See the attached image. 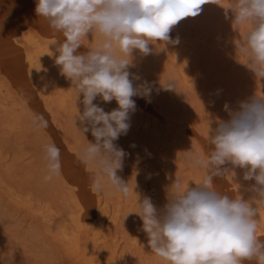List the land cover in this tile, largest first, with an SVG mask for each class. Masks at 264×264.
I'll list each match as a JSON object with an SVG mask.
<instances>
[{
	"label": "rangeland",
	"instance_id": "rangeland-1",
	"mask_svg": "<svg viewBox=\"0 0 264 264\" xmlns=\"http://www.w3.org/2000/svg\"><path fill=\"white\" fill-rule=\"evenodd\" d=\"M203 2L195 0L193 6ZM219 2L228 6V0ZM224 7L204 3L197 15L172 27L170 36L178 43L157 41L149 45L148 55L132 53L134 66L129 71L140 77L134 86L147 81L152 90L148 97H133L136 110L130 113V128L114 142L127 153L117 174L130 186L136 185L141 199L150 197L158 209L166 204L176 176L190 187L201 181L202 170L187 168L181 156L185 151L204 155L210 150L208 121L215 128L218 120L229 119L225 104L237 109L242 101L264 96V80H257L244 57L237 56L240 34L232 26L231 11ZM34 8L35 0H0V264H168L151 253L142 221L131 213L138 211L135 194L125 198L99 192L106 205L97 206V192L90 188L93 170L78 160L86 141L74 120L83 105L78 100L76 107L71 82L55 64V48L63 37L53 33ZM88 39L91 46L98 40L91 35ZM169 48L181 55V66ZM38 50L44 54L40 56ZM167 81H174L176 89H165L162 84ZM94 103L106 112L118 107L115 100L105 103L99 97ZM32 113L44 116L46 129L33 131ZM85 136L94 142L91 132ZM48 142L60 148L62 166L58 177L45 182L42 145ZM234 170L240 193L251 198L248 187L254 181L243 180L245 170ZM214 183L217 190L235 195L230 176L214 178ZM259 211L264 214V206ZM99 212L105 215L104 229L108 222L113 224L93 254L95 232H91ZM77 217L89 228L76 230L86 240L80 254L54 237L59 228L71 231Z\"/></svg>",
	"mask_w": 264,
	"mask_h": 264
},
{
	"label": "clouds",
	"instance_id": "clouds-1",
	"mask_svg": "<svg viewBox=\"0 0 264 264\" xmlns=\"http://www.w3.org/2000/svg\"><path fill=\"white\" fill-rule=\"evenodd\" d=\"M194 2L35 0L34 11L53 33L63 37L55 48V64L60 75L71 82L76 107L78 100L83 105L82 112L77 108L74 123L86 141L78 160L93 170L91 190L125 198L135 194L138 211L131 213L140 217L151 253L168 264H264V239L256 234L259 208L264 206V96L242 101L237 109L225 104L229 119L218 120L215 128L208 121L210 150L204 155L185 151L181 156L187 168L202 170L201 181L190 187L176 176L162 209L148 196L141 199L134 190L136 185L130 186L117 174L127 153L114 142L130 128V113L136 110L133 97H148L152 90L147 81L134 86L140 77L129 71L134 66L132 53L138 50L148 55L152 51L149 45L157 41L178 43L170 36L172 27L197 15L202 4L224 7L219 0L193 6ZM224 8L231 11L232 26L240 34L237 56L244 57L257 80H264V0H228ZM89 35L98 38L95 46ZM82 46L87 50L79 51ZM162 86L176 89L174 81ZM97 97L105 103L115 100L118 107L106 112L94 103ZM29 122L37 132L48 126L39 113H32ZM88 132L94 142L86 139ZM42 150L46 162L43 179L49 182L61 173L60 148L48 142ZM228 164L232 167H225ZM235 168L245 170L244 181H254L248 187L249 199L240 193ZM229 176L235 195L215 187L214 178Z\"/></svg>",
	"mask_w": 264,
	"mask_h": 264
},
{
	"label": "bare ground",
	"instance_id": "bare-ground-1",
	"mask_svg": "<svg viewBox=\"0 0 264 264\" xmlns=\"http://www.w3.org/2000/svg\"><path fill=\"white\" fill-rule=\"evenodd\" d=\"M39 18V17H38ZM39 23H40V21H39ZM44 23H45V21H44ZM9 28V27H8ZM10 31V30H9ZM30 37V36H29ZM27 39V38H26ZM26 39H25V41H26ZM28 40V39H27ZM29 40H31L32 41V39H29ZM30 41V42H31ZM26 42H28V41H26ZM29 42V43H30ZM33 44V43H32ZM41 49V48H40ZM42 51H44V49H41ZM169 50V52H172L173 54H174V56H175V58H176V63L178 64V65H182V63H183V60H182V58H181V55H179V53L177 52V50L176 49H173V48H169L168 49ZM37 52V51H36ZM40 52V50H38V53ZM38 53L36 54L37 56H38ZM44 54V53H43ZM43 54H41V55H43ZM29 55V54H28ZM39 55H40V53H39ZM40 55V56H41ZM34 56V55H33ZM40 56H38V57H40ZM53 56V55H52ZM29 57H31L30 55H29ZM45 57V56H44ZM51 57V56H50ZM34 58V57H33ZM35 59H37L36 57H35ZM46 59H47V56H46ZM49 59V58H48ZM47 59V60H48ZM38 60H39V58H38ZM44 60H45V58H44ZM52 60H53V58H52ZM35 61V60H34ZM50 61V60H49ZM47 63H48V61H46ZM31 63V62H30ZM143 77H145V75L143 76ZM63 101L64 100H61V103H63ZM99 192H97V193H95L94 195H95V197H96V204H97V206L98 207H102V208H105V205H106V202L105 201H101L102 199H100V197H99ZM132 194H130L129 196H131ZM116 196H120V195H116ZM134 197H135V195H134ZM75 198V197H74ZM131 198V197H130ZM128 200H130V199H128ZM48 201V200H47ZM30 204V203H29ZM31 205V204H30ZM43 205V204H42ZM46 205V204H45ZM78 205V204H77ZM76 205V206H77ZM41 206V205H40ZM120 206V205H119ZM29 207H31V206H29ZM79 207H82V206H79ZM84 207V206H83ZM45 208H46V206H45ZM44 208V209H45ZM42 210V209H41ZM45 210H47V208L45 209ZM45 210H42V211H45ZM84 210V209H83ZM262 210V209H261ZM82 211V210H81ZM103 211H105V210H103ZM41 211L39 210V213H40ZM38 213V212H37ZM41 213H44V212H41ZM40 213V214H41ZM83 213V212H82ZM82 213H81V215H82ZM98 215V221H97V223H96V225H95V227L96 228H93V230L95 229V231H93V232H91L92 233V235H94V232H95V237H94V239L92 240V244L91 245H93V249H92V247H91V251H93V254H95L96 253V245H97V243L99 242V241H101V240H103V241H106L105 240V238H107V235H108V229L107 228H109V227H111V225L113 224V223H111V222H108V224H107V227H106V229H104V224H103V219L105 218V215L104 214H102L101 212H99V213H97ZM103 215H104V218H103ZM79 216H80V213H79ZM73 217V216H72ZM72 220V219H71ZM107 220V219H106ZM73 221H74V219H73ZM92 221V220H91ZM110 221V220H109ZM90 222V221H89ZM93 222V221H92ZM105 222V221H104ZM74 223V225L73 224H71V227H72V229H71V231L70 230H68L66 227H62V228H59V230L55 233V235H54V237L59 241V242H63L68 248L67 249H69V250H71V251H73L74 253H78V254H80V253H83L82 251H83V248H85L86 247V240H85V238H81V237H79L80 236V233L77 235V231H82V232H84V231H88L89 230V228H88V222L87 221H84V220H82V218H78L77 217V219L73 222ZM91 223V222H90ZM111 224V225H110ZM264 214L261 212V211H259V217H258V229H257V236H258V238H260V239H264ZM73 225V226H72ZM93 226V225H92ZM94 227V226H93ZM77 230V231H76ZM105 230L107 231V232H105ZM87 233V232H86ZM91 233H88V234H91ZM107 233V234H106ZM91 237V236H90ZM87 239H89V238H87ZM90 239H92V238H90ZM88 241V240H87ZM102 241V242H103ZM89 242V241H88ZM87 242V243H88ZM91 243V242H90ZM99 243H101V242H99ZM99 245V244H98ZM77 254V255H78ZM93 258V257H92Z\"/></svg>",
	"mask_w": 264,
	"mask_h": 264
}]
</instances>
